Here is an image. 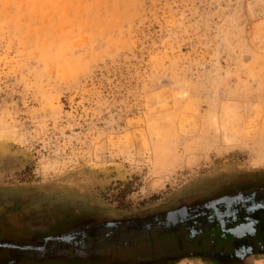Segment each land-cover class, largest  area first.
I'll return each mask as SVG.
<instances>
[{
  "label": "rangeland",
  "instance_id": "1",
  "mask_svg": "<svg viewBox=\"0 0 264 264\" xmlns=\"http://www.w3.org/2000/svg\"><path fill=\"white\" fill-rule=\"evenodd\" d=\"M263 192L264 0H0V264H264Z\"/></svg>",
  "mask_w": 264,
  "mask_h": 264
},
{
  "label": "water",
  "instance_id": "2",
  "mask_svg": "<svg viewBox=\"0 0 264 264\" xmlns=\"http://www.w3.org/2000/svg\"><path fill=\"white\" fill-rule=\"evenodd\" d=\"M259 195L257 194V196H249L243 199L239 198L237 201L235 200L236 202H229L223 207H227L228 209L232 207L233 209L236 208L238 211L234 213V220L241 218L242 220L247 221L246 224L239 225L237 228L231 230V232L235 235L242 236L245 232H249L250 234L256 233L257 224L260 222L257 218V214H262V216H264V192L259 193ZM257 201L259 203H256ZM62 238L64 240H70L74 238V235H69Z\"/></svg>",
  "mask_w": 264,
  "mask_h": 264
},
{
  "label": "flooded vegetation",
  "instance_id": "3",
  "mask_svg": "<svg viewBox=\"0 0 264 264\" xmlns=\"http://www.w3.org/2000/svg\"><path fill=\"white\" fill-rule=\"evenodd\" d=\"M255 238H258V239L260 238L261 240H264V237H262L260 235H257ZM262 246H264V244Z\"/></svg>",
  "mask_w": 264,
  "mask_h": 264
}]
</instances>
